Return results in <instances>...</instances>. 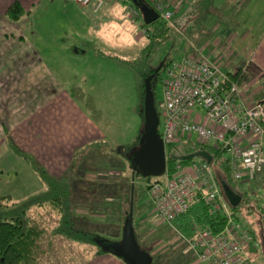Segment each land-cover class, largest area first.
Masks as SVG:
<instances>
[{
  "label": "rangeland",
  "instance_id": "374dc122",
  "mask_svg": "<svg viewBox=\"0 0 264 264\" xmlns=\"http://www.w3.org/2000/svg\"><path fill=\"white\" fill-rule=\"evenodd\" d=\"M63 1L65 2V0H41L30 11L31 15H26L17 22L18 24L20 23L19 26L6 19L13 26L16 25V27H10L8 31L14 32V35L16 33L19 34L21 31V35L25 36L26 41L32 45L33 50L50 69L51 74H54V78L62 82L64 87L74 85L72 88L76 92L79 91L76 94H73L74 92L71 91L72 97L78 106L86 112V115L91 116L101 129V134L99 133L97 142L94 143L97 144L94 150L97 151V158L102 159V164L101 161L99 163L104 173L111 167L116 168L120 162L125 163L126 169L128 167L129 163L123 158V153L125 152L124 155L129 154L128 150L124 148L130 147L136 142L141 127V120L136 108L141 91L140 76L145 72L147 66L158 67L162 62H166V64L179 62L185 56V53L188 50L190 51V43L198 48L206 41L211 40L212 34L216 33V36L220 35L218 31L219 25L226 23L227 26L234 27L238 24L235 20L231 19L238 16V27L240 28L242 25V28H249L250 24L254 23V20L256 18L259 19L262 13H264V0H254V3L256 1L257 3L253 5V8L249 9L251 14H248L249 11L246 12V9H248L250 1L252 2L253 0H216L208 15L198 17L196 20L193 19L194 21L191 22L193 29H198V31H193L194 33H189L185 28L187 25L183 27L173 19L176 28L171 30L166 40L154 48L147 58L148 61L144 62V58L142 59L139 51L146 43L143 29L141 30L140 28V24L143 22L142 19L136 25H133L128 20L130 13L119 4H116L114 10L104 7L99 14H92L89 8L82 7V9L76 3H71L67 6ZM116 2L118 3L120 0ZM244 8H246L245 12ZM178 9L173 8L174 17L178 14ZM229 13L230 15H228ZM82 19L96 24V29L93 32L82 30L85 39L82 41L86 46L85 55L81 53L75 54L73 46L79 47L83 46V44L73 36L70 29V24H77ZM158 21L160 19L156 22L159 23ZM199 26L206 28L205 33L210 32L208 37L205 36V40L204 36L203 40H201L200 36L196 34L200 31ZM146 27L152 28L150 25H146ZM239 33L242 34L243 29H240ZM196 36H198V41H195V43H201L197 44V46L191 41ZM22 47L25 48L24 46ZM226 50L225 47L222 48V51ZM204 54L206 55V52ZM233 54L227 50L222 55L221 63L224 71L225 68L230 67ZM76 55H79V57H74ZM235 59L237 58L235 57ZM250 62L249 64L248 62H243L246 67L242 62H240L241 64H237L238 68L236 70L242 74V80L244 79L243 77H247L248 75L250 70V68L248 69V65L251 64ZM226 70H230V68ZM231 71L232 73L234 72L233 70ZM261 81L263 80L260 77H256L255 82L257 84ZM154 96L160 112L162 102L160 82L155 84ZM158 130H161V125H159ZM195 138L193 136L191 138L193 140L190 143L198 147L200 145L195 142ZM121 149L123 150L121 151ZM19 158L33 172L30 164L25 159ZM192 161L198 162L201 160L195 158ZM11 166L10 160L0 158V182L2 184L0 186V197H9L11 202L19 203L42 192H35L37 186H33L30 176L21 175L22 179H24L23 182H20V176H17V181L10 184L15 175L4 171ZM261 175H264V172ZM68 177L69 179H73L74 174L70 173ZM164 178L165 176L160 178H143L140 174H135L133 180V227L136 229L139 240L146 246L139 241L140 247L144 250L149 249L152 256L167 255L171 251L189 253L187 247L180 240L176 239L177 234L174 230H178L177 227L159 224L154 219L155 215L152 213V206L147 193V183L156 180L162 181ZM128 180L131 182V173L128 175ZM4 181L6 184L3 185ZM39 181L41 182L40 179ZM82 182L81 184L83 185ZM260 182L263 184L264 180ZM88 183L89 181L86 182V185ZM70 184V186H77L74 180ZM77 184L79 185V183ZM42 186L44 191V184ZM238 191L245 193V201L241 204L235 215L244 228L251 233L258 246V252H254L253 250H249V252L245 251L248 257V264H264V254L260 246V241L264 234V191L259 187L249 188L246 185L238 187ZM123 195H125L124 199L126 198L129 201V187ZM78 204L76 214L78 216H85L89 223L88 226L81 224L80 227L97 232L101 236H107L106 238L112 241L115 236L113 232H110L107 228L100 230L99 228L102 227L99 222L114 218V213L117 212L118 215V212L127 206L121 204L120 207L118 201H106L105 199H102L101 202L95 200L94 203L88 204L89 206L87 207L83 206L82 202ZM92 206L94 207L93 213L92 210L89 211V207ZM80 211L85 212V214H82L83 212ZM53 213L56 217L43 213L42 217L38 218L34 214H31V217L37 221V224L45 229L42 256L39 259L40 264H114L112 262L124 264L120 259L110 254L95 255L96 246L93 244L80 245L61 239L60 237H53L52 229L57 225L59 217L57 211ZM106 215L111 216L105 217ZM121 219L118 226L121 225ZM257 221L259 222L257 223ZM94 224H96V228L98 229L94 227ZM163 231H166L165 236L168 237V240L166 237H163ZM179 232L186 238H190L187 234ZM189 264L199 263L192 261Z\"/></svg>",
  "mask_w": 264,
  "mask_h": 264
},
{
  "label": "crops",
  "instance_id": "0c3cea01",
  "mask_svg": "<svg viewBox=\"0 0 264 264\" xmlns=\"http://www.w3.org/2000/svg\"><path fill=\"white\" fill-rule=\"evenodd\" d=\"M15 1H18L23 10L28 15H31L30 11L41 0H0V26H2L0 28V158L8 159L12 164L9 169H5L4 171L15 175L10 184L17 181V176H20V182L24 180L21 175L30 176L33 186H37L35 192L43 191L39 178L23 164L19 156L13 151L14 147L33 158L51 176L56 178L65 177L68 182L74 180L77 185L75 186V198L79 200L88 199L86 204L82 203L84 204L83 206H88V204L94 203L95 200L99 202L102 199L114 201L118 197L121 200V190L124 186H128L131 183L128 180L131 167L128 164L126 169L125 163L120 162L116 168L111 167L105 173L102 171V159L97 158V151L94 150V147L97 146L94 143L97 142L101 129L91 116L86 115V112L78 106L72 97L71 91L74 92L73 94L79 93V91L76 92L72 88L74 85L64 87L62 82L54 78V74H51L48 66L43 63L38 54L33 50L32 45L26 41L25 36L21 35V31L15 35L14 32L8 31L10 27H16V25L19 26L20 24L15 23L16 25L13 26L5 17L8 7ZM194 1L196 0H164L170 7L174 9L179 8V13L176 17L182 14L188 5L193 4ZM71 3L75 4L76 2L75 0H65L64 2L67 6ZM256 3H254V0L250 1L248 9L244 8V12L245 9L248 12ZM116 4L126 9L127 4L132 5L129 0L118 3L115 0H106L98 12H94L91 5L86 8H89L92 14H99L104 7L114 10ZM223 12L227 15L225 11ZM248 14H251V11ZM128 20L131 21L130 18ZM139 20L140 18L134 22L131 21V23L136 25ZM231 20H235L239 25L238 16ZM183 21V18L180 21L177 20V22L175 20L176 23L182 24L183 27L187 25L185 28L189 33H194L193 31L195 30L198 31L196 28L193 29L191 22L183 24ZM238 25L234 27H229L226 23L219 25L218 31L220 35L216 36V33L212 34L211 40L206 41L198 48L206 52V55L210 59L217 60L221 64L222 71L227 74L237 73V64H241L240 62H248L249 64L251 61V64L248 65V69L250 68L247 75L248 78L243 77L244 79L240 80L242 103L245 106H251L264 100V13H262L259 19L256 18L249 28H242V25L239 28ZM95 27L96 24L90 21L86 22L85 19L80 20L77 24H70L73 36L82 44V40L84 39L82 30L93 32L96 29ZM201 27L199 26V30L202 33L199 31L196 34L200 36L201 40H203L204 36L205 40V36L208 37L210 32L205 33L206 28L204 26ZM240 29H243L242 34L239 33ZM197 39L198 36L192 38L191 41L195 43V41H198ZM197 44L195 43L196 46ZM223 47L234 53L233 58H231L230 70H226L229 68H225V71L221 59L227 50L222 51ZM73 48H75V54H86V46L84 44L79 47L73 46ZM188 52L189 50L185 55ZM74 57H79V55ZM235 57L237 59L234 60ZM250 57L252 59H248ZM231 70L236 71L232 73ZM256 77H260L263 81L257 84L255 82ZM100 161L101 164L99 163ZM70 173L74 174L73 179H69L68 175ZM261 180H264V175H258L253 181L235 182L236 189L238 190V187L246 185L249 188L259 187L264 191V183L262 184ZM81 181H83V185ZM85 181H89V183L86 185ZM4 184H6L5 181ZM0 186H2L1 182ZM88 188L90 190L85 195L80 193L82 189ZM118 205L121 207L119 201ZM48 209L34 208L31 210V213L38 218H41L43 213L56 217ZM82 214H85V212ZM111 215H106L105 217H110ZM78 217L83 218L85 216ZM118 217L119 212L118 215L116 212L114 213V218L99 222L103 228L99 229L104 230V228H107L110 232L116 233L120 221ZM94 227L96 228V224H94ZM262 243L261 239V248ZM249 250L258 252L257 244L255 250L246 248L245 251L249 252ZM112 263L119 264V262Z\"/></svg>",
  "mask_w": 264,
  "mask_h": 264
},
{
  "label": "built area",
  "instance_id": "2783aa9c",
  "mask_svg": "<svg viewBox=\"0 0 264 264\" xmlns=\"http://www.w3.org/2000/svg\"><path fill=\"white\" fill-rule=\"evenodd\" d=\"M105 1L75 0L81 7L91 5L94 12ZM146 1L161 22L176 28L172 7L164 0ZM127 11L132 22L141 16L132 5L127 4ZM142 31L147 38V32ZM241 77L239 74L236 80L231 79L217 60L190 43V51L181 61L165 68L160 82L162 102L158 119L164 146L186 144L195 136L199 145H211L224 153L235 182L253 181L264 172V100L245 106L240 95ZM164 176L147 190L156 222L172 227L176 218L202 199L211 215L225 218L223 229L218 233L202 230L191 239L174 230L176 239L186 245L196 263L248 264L245 250H255L256 243L234 218L212 163L193 161L186 166L176 165L172 173L165 172Z\"/></svg>",
  "mask_w": 264,
  "mask_h": 264
},
{
  "label": "trees",
  "instance_id": "16d2710c",
  "mask_svg": "<svg viewBox=\"0 0 264 264\" xmlns=\"http://www.w3.org/2000/svg\"><path fill=\"white\" fill-rule=\"evenodd\" d=\"M129 1L135 8L136 6L133 4V1L135 4H144L148 7H151L146 0ZM213 4L214 0H196L193 2V4L188 5L186 10L182 14L178 15L175 20L180 21L183 18V24H187L196 20V18L198 17H205L206 15H208V12L211 10V8H213ZM26 15H28L27 12L23 10L21 4L18 1L13 2L8 7L5 13L6 18L13 23L19 22ZM140 19H142V15L140 16ZM158 22L159 23L154 22L150 24V27L152 26L151 29L146 27V25L141 22V29L145 30L148 34V37L145 38L146 43L140 49V54L142 55V59L144 58V62L148 61L147 58L150 53L154 50L156 46L160 45L164 40L167 39L172 30L171 27L167 26L163 22ZM168 65L169 63L166 64V62H164L161 72L155 75V81H153L152 83L153 96L155 84L157 82H161L163 72ZM154 68L155 67L147 66L145 72H143L140 76L141 91L139 94L136 111L141 120V125L144 119L143 80L147 76L154 73ZM239 74L240 72L233 74L228 73V75L233 80H236ZM154 106L157 116L159 117V106L155 101V96ZM158 133L160 135L159 130ZM140 138L141 135L138 134L136 142L133 143V145H131L130 147L128 146L124 148L128 150L129 154L124 155L125 152L123 151V158L129 163V166L131 161L132 150L138 149ZM122 150L123 149H121V151ZM200 150H205L211 155L216 180L222 190V193L224 188L234 191L242 197L240 205L237 208L232 209V214L234 218L238 222H240L235 213L238 211L241 204L245 201V193H240L236 189V183L232 178L228 158L224 155L223 152H221V150L213 148L211 145H200L198 147H195L190 142L177 146L167 145L165 147L166 173H172L175 170L176 165L186 166L189 163L193 162L192 160L176 161L173 160V157L188 155ZM13 151L16 155L25 159V161L30 164L33 172L41 180L42 184H44V191L19 203L11 202L9 197H0V264H40L39 259L42 256V246L44 245L43 242L45 238V229L40 227L37 224V221H35V219L31 217V210L34 208L48 207V210L52 213L57 211L59 217L57 225L52 229L53 237H60L61 239L80 245L93 244L94 246H96V251L94 252L95 255L100 256L107 254L102 250L101 246L98 243L100 241L111 243L118 241L121 238L123 220L127 215L129 205L128 199H124L125 195L123 194L126 189H128V187L130 191V183L128 184L129 186H124V188L121 190V200L119 197L116 198V201H119L120 204L126 205L127 207L119 212L118 218H122L121 225L118 227V231L116 233L113 232L115 236L113 237L114 239L110 241V239L106 238L107 236L104 237L98 234L97 232L85 229V227H80L81 224H83L84 226H88L89 223L87 222L86 217H78V215L76 214V207L78 203H81V201L82 203L86 204L88 199L81 198L82 200H79L75 198V186H70L71 184L67 181L66 178H56L54 176H51L45 170V168L38 164L33 158L25 155L14 147ZM151 183L152 182H148L147 186H149ZM89 190L90 188L82 189L80 193H83V195H85V193H87ZM89 208V211L92 210L93 213L94 207L92 206ZM172 225L177 227L179 231L187 234L191 239L199 231L202 230H211L213 233L220 232L225 225V218L220 214L211 215L208 211L205 202L202 199H199L198 202L187 213L176 218L173 221ZM103 227L105 226L103 225ZM165 232L166 231L162 232V234L164 235L163 237H166V239L168 240V237L165 236ZM134 234L136 240H138L137 242L139 245L140 240L137 236L135 228ZM262 240L264 242V234ZM103 245L105 244L103 243ZM183 245L186 246L185 244ZM145 251L151 254L149 249ZM188 252L189 253H183L182 251H171V253L167 255L153 256V264H189V262L195 261V258L190 251Z\"/></svg>",
  "mask_w": 264,
  "mask_h": 264
},
{
  "label": "water",
  "instance_id": "95a60500",
  "mask_svg": "<svg viewBox=\"0 0 264 264\" xmlns=\"http://www.w3.org/2000/svg\"><path fill=\"white\" fill-rule=\"evenodd\" d=\"M133 4L142 15L144 25H150L158 20V14L151 7L144 4ZM162 62L154 71L153 74L147 76L143 80L144 85V100H143V123L140 127L139 146L137 150H132L131 153V187L130 198L127 215L123 221L121 229V238L118 241L106 243L100 241L98 244L102 250L120 259L124 264H153V256L143 250L137 243L133 227V180L136 173H139L143 178H160L166 172V151L163 141L158 133L159 119L154 106V96L152 83L155 81V75L162 68ZM200 159L208 164L212 163L211 155L200 150L194 153L173 157V160L189 161ZM223 195L232 209L237 208L242 197L234 191L224 189ZM103 243L105 245H103ZM264 254V242L262 243Z\"/></svg>",
  "mask_w": 264,
  "mask_h": 264
},
{
  "label": "flooded vegetation",
  "instance_id": "af4514ba",
  "mask_svg": "<svg viewBox=\"0 0 264 264\" xmlns=\"http://www.w3.org/2000/svg\"><path fill=\"white\" fill-rule=\"evenodd\" d=\"M156 68H157V67L154 68V71H155ZM161 70H162V68L159 70V72H158L157 74H159V73L161 72ZM157 74H156V75H157Z\"/></svg>",
  "mask_w": 264,
  "mask_h": 264
}]
</instances>
